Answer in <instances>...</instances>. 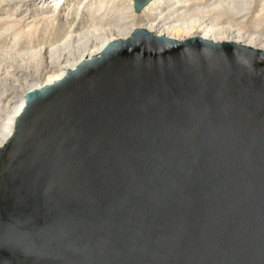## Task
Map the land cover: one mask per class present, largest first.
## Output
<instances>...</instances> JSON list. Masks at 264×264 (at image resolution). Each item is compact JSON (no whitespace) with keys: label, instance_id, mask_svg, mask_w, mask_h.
<instances>
[{"label":"water","instance_id":"95a60500","mask_svg":"<svg viewBox=\"0 0 264 264\" xmlns=\"http://www.w3.org/2000/svg\"><path fill=\"white\" fill-rule=\"evenodd\" d=\"M0 264H264V52L136 30L27 93Z\"/></svg>","mask_w":264,"mask_h":264},{"label":"bare ground","instance_id":"6f19581e","mask_svg":"<svg viewBox=\"0 0 264 264\" xmlns=\"http://www.w3.org/2000/svg\"><path fill=\"white\" fill-rule=\"evenodd\" d=\"M13 3L16 7L9 12ZM133 4V0H0V147L14 131L27 93L61 80L67 70L98 57L113 40H128L136 30L176 42L201 39L264 52V0H151L138 15ZM33 60L46 62L45 71L27 74ZM9 74L24 79L11 85Z\"/></svg>","mask_w":264,"mask_h":264},{"label":"rangeland","instance_id":"374dc122","mask_svg":"<svg viewBox=\"0 0 264 264\" xmlns=\"http://www.w3.org/2000/svg\"><path fill=\"white\" fill-rule=\"evenodd\" d=\"M52 5H49L48 6V9L50 10V7H51ZM16 7V4L15 3H13V4H11L10 5V7L8 8V11L10 12H13L14 11V8ZM255 8V7H254ZM20 11V10H19ZM18 11V12H19ZM30 20V19H29ZM28 20V21H29ZM38 21H36L34 24L36 25V27H37V29H41L42 28V26H41V24L39 23ZM223 26H225V25H222L221 27H223ZM21 28H23V23L21 24ZM245 30L246 31H249V27L248 26H246V28H245ZM20 31V30H19ZM73 44H75V43H73ZM76 45V44H75ZM72 46H74V45H72ZM35 61V62H34ZM33 63V64H32ZM45 66H46V62H42V63H40L38 60H33L32 62H31V64H29V69H28V71L29 72H27V74H30V75H32L33 73L32 72H37V73H41V72H43V70L45 71ZM49 76V75H48ZM46 77H47V75L44 77V78H42V80H40L39 82L41 83V84H43L44 83V81L46 80ZM6 79H7V82H8V84H11V85H15L16 84V82L17 81H20L21 82V80H23L24 79V77H22V76H19V75H11V74H9L8 76L6 75ZM39 82H29V84L31 83V85L33 84V85H38V84H40ZM43 82V83H42ZM15 83V84H14Z\"/></svg>","mask_w":264,"mask_h":264}]
</instances>
